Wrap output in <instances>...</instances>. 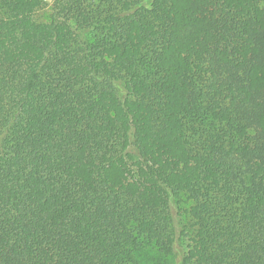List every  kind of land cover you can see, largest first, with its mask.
Here are the masks:
<instances>
[{
	"label": "trees",
	"instance_id": "16d2710c",
	"mask_svg": "<svg viewBox=\"0 0 264 264\" xmlns=\"http://www.w3.org/2000/svg\"><path fill=\"white\" fill-rule=\"evenodd\" d=\"M0 0V264H264V0Z\"/></svg>",
	"mask_w": 264,
	"mask_h": 264
},
{
	"label": "rangeland",
	"instance_id": "374dc122",
	"mask_svg": "<svg viewBox=\"0 0 264 264\" xmlns=\"http://www.w3.org/2000/svg\"><path fill=\"white\" fill-rule=\"evenodd\" d=\"M53 0H45L46 2V7L44 10H42L40 13H38L37 17L40 20L46 19L47 15L49 14L50 8H51V4H52Z\"/></svg>",
	"mask_w": 264,
	"mask_h": 264
}]
</instances>
